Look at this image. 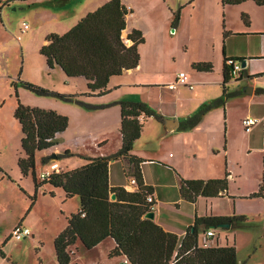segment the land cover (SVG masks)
I'll return each instance as SVG.
<instances>
[{
  "label": "crops",
  "instance_id": "0c3cea01",
  "mask_svg": "<svg viewBox=\"0 0 264 264\" xmlns=\"http://www.w3.org/2000/svg\"><path fill=\"white\" fill-rule=\"evenodd\" d=\"M33 1L25 0L24 2H29L30 5H33ZM40 1L44 4L53 5L56 0ZM108 1L92 0L88 6H81L79 12L76 14L77 18L67 16L66 13V8L72 5V0H61L59 5L56 6L61 7V9L57 8L62 12L61 21L72 23L74 20H77V23L84 15L86 16ZM121 1L129 10L126 17V29L123 31V39L127 42L126 39L133 30L141 31L145 39L143 43L138 45L140 62L135 69L125 71L120 76L112 77L107 87V93L103 95H84L79 98L94 108L87 109L73 103L66 104L57 100H49V98L34 97L21 86L20 81L22 80L19 78L14 80L17 83L16 92L18 97L10 98L8 101L3 99L0 104L5 106L8 103L7 114L11 113L13 117L19 99L26 106L54 110L69 118L68 128L59 134L60 136L58 135L60 140L57 145L61 142V147L59 146L53 150L58 154H63L66 151L72 154L67 156L70 157L68 161L56 160L62 171H70L81 167L86 164V158L110 156L120 149L122 136L120 133L121 107L118 104L119 102L142 101L150 105L157 111L159 118H141L143 130L140 138L134 144L132 155L143 159L141 168L144 181L147 186L152 188V196L155 200L153 210L155 214L154 221L162 226L164 230L183 237L187 229L194 224L196 217H231L217 215L213 213L211 208L209 209V206L213 205V200L225 196L229 197L228 192L216 198L199 196L196 202L191 203L181 196L180 188L182 180H211L223 178L226 175H228L229 180V177L232 175L231 171L233 170L232 167L235 159L233 148L239 140L240 133L237 132L235 126L231 123V106L229 101L230 99H235L241 93L252 96L257 93L258 89L256 87H245L242 89L240 85L241 80L233 76L225 84V58H246L248 56V59H246L248 66L259 59L264 60V47H259L258 53H248L249 55L238 53L232 47V41L235 38H239L240 35L227 32V35L224 36V31L226 30L224 22L222 33L220 29H214V26L216 23H220L222 17L226 18L228 14L236 11L229 7L240 6L252 0L240 5H223L222 0ZM10 2L9 0H0V7H4L5 4ZM35 4L39 3L36 1ZM255 5L257 4L255 3ZM164 7L167 9L168 15L166 13L165 19L163 22H160L156 14V8ZM177 8L179 19L175 22V15L178 12L175 13V10ZM247 10L253 14L260 15L249 4L241 11L244 13ZM197 11L202 12L204 15V25L203 22H197V25L200 24L206 28V26H209V23H212V29L198 31L192 22ZM134 18L136 19L134 20ZM62 28L59 31L60 34L67 32L64 29L65 27ZM170 29L172 30L170 31ZM257 32L264 38L263 31L258 30ZM51 33L44 35V44L47 42V36ZM127 44L131 45L132 42L128 41ZM178 50H181L184 56L179 61L180 65L175 60L176 51ZM43 58L45 59V57ZM169 64H174L177 68L169 71L167 70L170 68ZM205 64L211 65V68L205 66ZM57 68L61 70V72L59 71L61 73L59 79L61 78V82L64 85L61 90H58L59 92L62 94H85L88 92L85 78V83L82 82L81 84V93H76L78 91L71 88V80H68L74 78L67 77L58 66L54 69ZM180 72L186 73L183 82L177 85L175 90L169 89L168 85L176 81L177 75ZM257 72L253 71L250 73L252 75H247L246 81L252 82L264 77V71L259 74ZM11 79L13 78L9 77V80ZM189 84H193L192 89L189 88ZM232 85H236L238 89L232 92L230 88ZM250 90L251 94H247L246 91ZM211 104H214L213 107L202 113L195 126L182 127L188 118L199 114ZM248 116L258 119L257 116L259 115L254 117L253 112L250 111L243 119ZM260 116L264 115L260 114ZM169 119L175 122L166 123V120ZM167 124L173 130H168ZM256 126L257 124L251 132L244 130L246 135L253 136ZM47 150L41 151L37 155V174L39 167L43 168L46 165L42 163V158L48 157L46 155ZM128 167H130V163L127 159H119L110 163L109 182L111 187H123L129 192L137 191L134 179L127 174ZM3 172L7 176L6 169H3ZM19 174L23 177L20 170ZM29 176L23 178H28ZM46 186L53 187L51 185ZM60 190L62 191L63 204L72 200H66L64 191ZM230 198L235 199L236 196H230ZM201 200H205L204 211L200 207ZM75 205L77 212L79 203ZM172 206L178 208L185 207L186 210L191 209V217L189 216L179 221H170L167 218L166 209ZM201 210L204 214L200 213ZM68 219L69 217L67 218V225ZM67 225H63L61 229H57L54 232L53 241ZM206 232L203 231L201 233L200 242L207 238L205 236ZM31 236H33V233H31ZM108 239L111 238H107L97 247L88 251H96L102 245L109 243L107 244V254L109 257L110 251L116 244L113 239L110 240L111 242H108ZM226 239L232 240L229 233L225 230L223 232L215 230V237L208 238L212 245H222ZM75 246L77 248L76 252L80 251V247L85 248L80 241ZM73 248L74 246L71 249L73 250ZM75 251L73 250L74 255ZM0 255L3 259H6V254L1 247ZM110 259L112 260V264L128 261L126 257ZM128 263L131 264L129 261Z\"/></svg>",
  "mask_w": 264,
  "mask_h": 264
},
{
  "label": "trees",
  "instance_id": "16d2710c",
  "mask_svg": "<svg viewBox=\"0 0 264 264\" xmlns=\"http://www.w3.org/2000/svg\"><path fill=\"white\" fill-rule=\"evenodd\" d=\"M247 1L249 0H222V4L240 5ZM252 1L258 6H264V0ZM128 13L129 10L121 0H109L88 13L67 32L48 35L46 44L41 47L40 54L45 57L49 69L58 66L69 78H85L87 93L62 94L29 82L20 81L21 84L38 95L54 96L87 109L94 108L79 98L107 93L112 77L120 76L139 65L138 45L145 39L139 30H133L128 35L126 40L131 41V45L123 39ZM246 18L243 14L242 20L248 25ZM178 19L179 11L175 15V22ZM226 35L225 30L224 36ZM243 60L246 59L225 58V84L232 78V65L227 63H242ZM205 66L211 68L209 64ZM241 76L240 73V78ZM16 84L14 82L13 86L18 97ZM118 104L121 107L120 149L110 156L86 158V164L81 167L55 173L49 180L40 182L37 178V155L58 144L57 136L66 131L69 118L54 110L26 106L18 99L14 117L22 131V156L18 159L22 176L31 175L36 189L51 185L62 189L66 200H79L78 211L69 217L67 227L54 240L58 264H75L72 262L74 252L71 248L78 241L85 249L91 250L107 238L113 239L116 244L109 257H126L131 264H241L235 239H226L222 245H212L208 238L215 237V230H222L217 228L219 224L229 222L230 228L223 230L235 229L239 223L247 221L245 216L196 217L194 224L183 237L164 230L154 220L145 217L150 212L147 197L152 194V188L144 181L141 168L143 159L133 156L132 151L143 130L141 118H159V114L142 101H122ZM213 105L188 118L182 127L195 126L202 113ZM70 155L72 154L66 151L56 156L60 160ZM119 159L129 161L127 174L134 179L137 191L129 192L123 187L110 186V163ZM50 162V156L42 158L43 164ZM228 189L229 180L226 175L211 180H182L180 192L185 200L194 203L199 196L216 198L225 195ZM263 191L264 187L261 186L260 192L252 194L251 197H261ZM113 194L116 195L115 200L111 199ZM212 226L215 227L214 236L200 242L201 233L209 231Z\"/></svg>",
  "mask_w": 264,
  "mask_h": 264
},
{
  "label": "rangeland",
  "instance_id": "374dc122",
  "mask_svg": "<svg viewBox=\"0 0 264 264\" xmlns=\"http://www.w3.org/2000/svg\"><path fill=\"white\" fill-rule=\"evenodd\" d=\"M36 1L39 4H35ZM60 1L56 0L53 5H49L41 3L40 0H34L35 5H30L29 2L22 0H12L4 7H0V103L3 99L8 101L16 97L13 83L18 78L61 93L58 91L64 87L61 78L59 79L61 70L58 68L50 70L46 60L40 54V49L44 45V35L51 32L60 34L62 27L68 31L77 24V20L72 23L61 21L62 12L57 9L61 7L56 6ZM90 2L92 0H72V5L66 8L67 16L77 18L76 14L80 7L88 6ZM249 2L229 7L236 11L228 14L226 18L222 17L220 23L214 26V29L218 28L222 33L224 22L228 33L240 35L239 38L233 39L232 47L238 53H246L245 55L258 53L259 47H264V38L257 32L261 30L264 34V7H258L253 1ZM247 4L260 15L253 14L249 10L243 13L241 10ZM177 11L178 8L175 13ZM156 12L160 22H163L166 13L168 15L166 7L156 8ZM242 14L247 16L248 26L241 18ZM192 22L199 32L212 29L213 26L209 23V26L203 27L204 15L200 11H197ZM197 22H203V25H197ZM26 24L30 28L25 31ZM176 53L175 60L180 65L179 61L184 56L181 50ZM245 59H248V56ZM169 67L167 69L169 71L177 68L174 64H169ZM253 71H259L258 74L264 71V60L259 59L246 68H242V78H239L242 81H240L242 89L256 87L257 93L252 96L241 93L229 101L231 123L240 133L239 140L233 148L235 159L232 175L229 177V197L217 198L212 201L213 205L209 206V209L211 208L217 215H236L247 218L246 222L239 223L235 229L225 230L229 233L230 239L235 237L238 260L241 264H264V191L261 197H251L252 194L260 192L261 186L264 187V116H260V114L264 115V92H261L264 90V77L252 82L246 81L247 75H252L250 73ZM9 77L13 79L9 80ZM68 80H71V88L78 91L76 93H81V84L85 83V79ZM230 88L232 92L238 89L236 85ZM25 90L37 98L65 102L54 96H42L27 88ZM7 106L8 103L5 106L0 104V178H2L0 181V247L6 254V259L0 255V264H58L53 241L54 232L61 229L63 225H67V218L76 212L75 204L79 201L72 199L63 204L60 189L50 186L36 189L31 175L28 178L20 176L17 162L21 154L22 132L13 115L7 114ZM250 111L253 112L254 117L259 115L253 136H247L241 125V120ZM59 136H57L58 142ZM59 146L61 147V142L48 149L46 155L58 154L53 150ZM60 160L68 161L70 157H63ZM53 161L56 160L53 159ZM3 169H6L7 176ZM41 170L42 168L39 167L38 172ZM230 196H236V198L231 199ZM204 202L205 200H201L200 203L203 211ZM190 210L172 206L166 209V215L170 221H179L189 217ZM203 211L201 210L200 213L204 214ZM18 225L29 228L34 237L30 235L20 241L16 240L12 237V232ZM220 232H223V229ZM108 240L111 242V239ZM107 244L93 252L83 247L76 252L77 248L74 246L73 250L76 253L72 257L73 263L112 264L107 254Z\"/></svg>",
  "mask_w": 264,
  "mask_h": 264
},
{
  "label": "built area",
  "instance_id": "2783aa9c",
  "mask_svg": "<svg viewBox=\"0 0 264 264\" xmlns=\"http://www.w3.org/2000/svg\"><path fill=\"white\" fill-rule=\"evenodd\" d=\"M25 31L28 30L30 27L26 24L24 26ZM123 36V34H122ZM128 42V41H127ZM228 65H232V70H231V74L233 77H235L236 79L239 78L241 70H242V65L240 62H232L229 61L227 63ZM186 77V73L185 72H180L177 75L176 81L174 83H171L168 85V88L171 90H175L177 88V85L181 84L184 80V78ZM189 88L192 89L193 88V84H189ZM258 123V120L256 118L253 117H246L242 120V125L243 128L246 132H251V130L253 129V127ZM61 167L59 166V164L56 161H51L50 163L46 164L45 166H43L42 170L40 172H38L37 174V178L40 182L43 181H47L49 180V178L55 174V173H59L61 172ZM134 181V180H133ZM135 183V181H134ZM147 202L149 203L150 207V211L154 210V198L151 195H149L147 197ZM31 235V231L29 228L23 226V225H18L14 228L13 232H12V237H14L16 240H22L27 238L28 236ZM214 236V231L213 229H210L209 231L206 232V237H213Z\"/></svg>",
  "mask_w": 264,
  "mask_h": 264
},
{
  "label": "water",
  "instance_id": "95a60500",
  "mask_svg": "<svg viewBox=\"0 0 264 264\" xmlns=\"http://www.w3.org/2000/svg\"><path fill=\"white\" fill-rule=\"evenodd\" d=\"M241 65H242V68H246V66H247V60H243L242 63H241ZM246 93H247V94H251V90H250V91H246ZM166 121H167L166 123H169V122H172V121H174V120L169 119V120H166ZM174 122H175V121H174ZM167 129H168V130H173V128H171L168 124H167ZM50 159H51V161H53V159L57 160V156H56V154H52V155L50 156ZM111 199H112V200H115V199H116V195L113 194V195L111 196ZM145 217L148 218V219L154 220V218H155V214H154L153 211H150V212H148V213L145 215ZM230 226H231V224H230L229 222H225V223H221V224H219V225L217 226V228H218V229H229ZM212 228L214 229L215 227L212 226ZM119 264H129V263H128V261H122V262H120Z\"/></svg>",
  "mask_w": 264,
  "mask_h": 264
},
{
  "label": "bare ground",
  "instance_id": "6f19581e",
  "mask_svg": "<svg viewBox=\"0 0 264 264\" xmlns=\"http://www.w3.org/2000/svg\"><path fill=\"white\" fill-rule=\"evenodd\" d=\"M44 184V183H43Z\"/></svg>",
  "mask_w": 264,
  "mask_h": 264
}]
</instances>
